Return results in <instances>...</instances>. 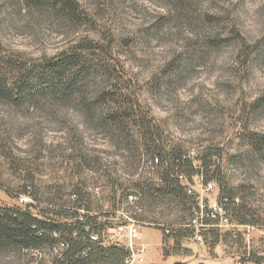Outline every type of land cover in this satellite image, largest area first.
Here are the masks:
<instances>
[{
    "label": "rangeland",
    "instance_id": "374dc122",
    "mask_svg": "<svg viewBox=\"0 0 264 264\" xmlns=\"http://www.w3.org/2000/svg\"><path fill=\"white\" fill-rule=\"evenodd\" d=\"M78 2L82 23L27 0H0L1 45L40 58L84 37L113 35L133 79L129 97L135 98L136 110L147 111L164 131L167 149L182 148L194 166L203 169L196 158L207 150L216 153L213 169L218 167L224 185L254 213L256 224H240L233 216L230 224L206 231L203 241L192 235L179 245L174 237L164 239L161 226H143L141 241L149 246L144 264H258L252 258L264 257V156L244 145L240 134L244 129L264 132V110L254 113L251 106L264 94V0ZM99 89L87 90L89 105H96ZM116 104L111 99L89 113L79 102L42 100L15 107L0 99V204L25 206L20 197L32 176L44 205L55 196L54 187L69 193L78 183L100 185L102 198L91 194L92 210L85 213L98 215L104 229L137 210L122 194L151 181V160L159 154L148 153L137 130L105 123L106 113L119 111ZM201 177L188 181L206 198ZM31 198L28 203H38ZM147 200L143 195L144 210L136 213L147 222L178 229L189 214L161 203L153 207ZM51 259L48 247L0 251V264Z\"/></svg>",
    "mask_w": 264,
    "mask_h": 264
},
{
    "label": "trees",
    "instance_id": "16d2710c",
    "mask_svg": "<svg viewBox=\"0 0 264 264\" xmlns=\"http://www.w3.org/2000/svg\"><path fill=\"white\" fill-rule=\"evenodd\" d=\"M27 3L35 8L54 10L56 14L74 23H82L85 20L78 0H27ZM116 46L115 38L110 34L103 40L84 37L54 55L32 58L20 52L9 51L0 43V99L15 107L36 104L42 100L79 102L82 109L89 113H92L100 103L111 99L117 101L115 107L119 111L106 113L105 123L112 124L122 131L127 128L137 130L148 153L153 155L157 153L162 161L169 162L167 167L160 170L163 179L161 184L146 181L142 185H137L141 193L148 198L150 206L154 207L161 203L168 207L176 206L182 212L192 211L199 195L189 194L176 173H184L191 179L196 174H202L204 183L216 180L221 184V197L238 196L230 187L224 185L226 182L220 175L218 167L213 169L215 164L213 157L216 153L212 150H207L196 158L204 166L201 169L193 165V159L188 158L182 148L174 146L167 149L162 142L164 138L162 128L147 111L138 112L135 98L129 97L133 79L118 57ZM99 78L104 79L101 81ZM90 87L100 88L99 96L94 98L96 105L92 106L88 104L86 96ZM251 106L254 113L264 110V94ZM241 132L242 143L264 156V132L251 129H244ZM110 182L113 186L117 185L116 181ZM86 188L80 183L69 193H66L68 189L63 186L51 188L56 194L51 197L50 204L44 205L41 204V189L35 184L32 176L26 178L22 192H28L38 203H25V206L0 204V251L49 247L57 242L52 233L59 231L69 244L68 249L62 257L52 256V261H40L37 264H126L128 251L124 247L117 245L102 247L100 244H90L85 239L86 233L92 230L101 232L105 227V223L98 222V215L86 213L85 219H80L81 209L88 212L92 210L91 192ZM65 194L69 198L65 199ZM128 194L126 188L122 198L126 199ZM71 196L76 198L72 200ZM33 208L37 211H33ZM229 208L238 223L256 224L253 220V211L241 201L230 204ZM192 235V229L180 227L175 233L166 235L164 239L174 237L176 244L179 245L184 237ZM215 241H219V236ZM85 249H89L88 255L78 257L77 255ZM252 259L258 264L264 263V257ZM168 264L190 263L176 261Z\"/></svg>",
    "mask_w": 264,
    "mask_h": 264
},
{
    "label": "built area",
    "instance_id": "2783aa9c",
    "mask_svg": "<svg viewBox=\"0 0 264 264\" xmlns=\"http://www.w3.org/2000/svg\"><path fill=\"white\" fill-rule=\"evenodd\" d=\"M169 165L168 161H162L159 156H155L151 160L150 171L148 172L151 181L161 184L163 179L160 175V170ZM180 179L181 183L187 188L189 194L196 193V187L189 183L188 177L184 174H175ZM202 181L203 178L201 177ZM30 190L31 187H28ZM202 189L207 191L206 198L203 195H199L197 203L192 207V211L184 217L183 223L180 227L185 229H192L193 236L199 241H203V237L206 231L212 227H218L228 225L233 220L231 209L229 208L232 203H239L240 197L220 196V187H218L215 181H209L208 183H202ZM127 195V200L131 204H134L137 208L135 211H127L124 213V220L114 224L107 225L101 232L94 230L86 233L85 239L90 244H100L102 247H109L111 245H117L124 247L128 251L126 258V264H144L147 259L149 246L141 241V233L143 226L158 225L163 228L166 235L175 233L177 229L172 225L147 222L142 218H138L136 213L144 210V206L140 205V201L143 199L141 191L136 189H130ZM88 191L91 192L94 197L102 198V187L100 185H89ZM22 203L31 202V195L23 193L20 197ZM85 210H80V219H85ZM54 238L57 242L49 246V250L52 256L62 257L68 249L69 244L63 239L61 232L54 231ZM77 234V233H75ZM89 249H85L79 253L78 257H85L88 255Z\"/></svg>",
    "mask_w": 264,
    "mask_h": 264
}]
</instances>
